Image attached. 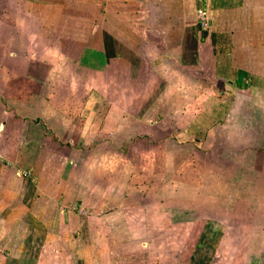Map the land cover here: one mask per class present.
<instances>
[{"label": "crops", "instance_id": "crops-1", "mask_svg": "<svg viewBox=\"0 0 264 264\" xmlns=\"http://www.w3.org/2000/svg\"><path fill=\"white\" fill-rule=\"evenodd\" d=\"M0 264H264V0H0Z\"/></svg>", "mask_w": 264, "mask_h": 264}, {"label": "built area", "instance_id": "built-area-1", "mask_svg": "<svg viewBox=\"0 0 264 264\" xmlns=\"http://www.w3.org/2000/svg\"><path fill=\"white\" fill-rule=\"evenodd\" d=\"M198 18H199L200 25L202 27H206L207 26L206 14L204 12H202V11H198ZM29 174H30L29 172H23V175H25V176H27Z\"/></svg>", "mask_w": 264, "mask_h": 264}]
</instances>
